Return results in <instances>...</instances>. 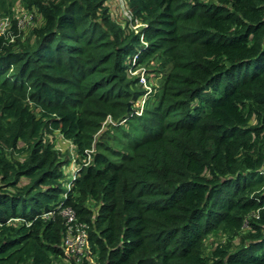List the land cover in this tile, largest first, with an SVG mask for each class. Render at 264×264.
<instances>
[{
	"label": "trees",
	"instance_id": "obj_1",
	"mask_svg": "<svg viewBox=\"0 0 264 264\" xmlns=\"http://www.w3.org/2000/svg\"><path fill=\"white\" fill-rule=\"evenodd\" d=\"M108 1L0 0V264H264V0Z\"/></svg>",
	"mask_w": 264,
	"mask_h": 264
},
{
	"label": "rangeland",
	"instance_id": "obj_2",
	"mask_svg": "<svg viewBox=\"0 0 264 264\" xmlns=\"http://www.w3.org/2000/svg\"><path fill=\"white\" fill-rule=\"evenodd\" d=\"M107 3L112 7L114 16H116V17H120V16L125 17L126 16L127 18H129V11H128L127 6H126V0H109ZM15 4H16L15 8L17 11L15 17H16V19L19 20L18 21L19 27L20 28H22L23 26L28 27L33 21V16H31V15L27 16L26 15L27 18L24 19V16L26 14L24 7L20 5L19 1H17ZM23 19H24V21H23ZM21 23H22V25H21ZM10 26H11L10 18L2 16V14L0 13V32L7 31L8 28H10ZM135 28H137L139 30L140 27H139V25H135ZM133 59H134V57H133ZM148 68L151 69L149 66H148ZM148 68L146 66L145 67L141 66V67H138L135 70H133L131 73H132V75L137 76L139 78V83L140 84L142 83L141 85H142L144 90L148 89V91L151 92V91H155V89H156V88H153V86H156V87L160 86L161 75L157 76V74H155L154 72L149 73L151 70H147ZM150 83H152L153 85L151 86ZM146 98H147V96H143V100L136 103L135 107L144 106L146 104V101H145ZM136 109H140L139 111L141 112L142 108H136ZM110 123L114 125L117 122H115L114 119H112L110 116H108L106 121L103 122V126L100 128L97 136H99L102 132L106 131L108 124H110ZM64 152H65V150H64ZM69 155L72 159L77 158L76 149L72 144L69 145ZM74 163H77V162H74ZM77 165H78V163L73 164L69 168V173H70L69 174V180L72 178V176H74L75 171L73 170V168L76 167ZM76 240H77L76 244H80V239L77 238ZM212 240H213V238H211L208 242H212Z\"/></svg>",
	"mask_w": 264,
	"mask_h": 264
},
{
	"label": "built area",
	"instance_id": "obj_3",
	"mask_svg": "<svg viewBox=\"0 0 264 264\" xmlns=\"http://www.w3.org/2000/svg\"><path fill=\"white\" fill-rule=\"evenodd\" d=\"M67 214L69 216V219L72 220L73 219V214H71L69 212H67ZM77 238L80 239V244H76L77 243V240H76ZM82 241H83L82 236L78 235L75 239H69L67 242L69 243L70 246H72V245L75 246L76 245V247L78 249L77 251L80 252L81 249H82Z\"/></svg>",
	"mask_w": 264,
	"mask_h": 264
},
{
	"label": "water",
	"instance_id": "obj_4",
	"mask_svg": "<svg viewBox=\"0 0 264 264\" xmlns=\"http://www.w3.org/2000/svg\"><path fill=\"white\" fill-rule=\"evenodd\" d=\"M128 106L130 107V102L128 103Z\"/></svg>",
	"mask_w": 264,
	"mask_h": 264
}]
</instances>
